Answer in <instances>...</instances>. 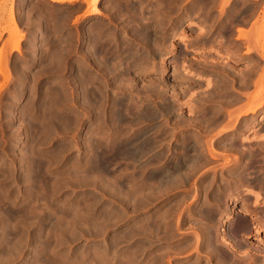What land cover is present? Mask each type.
Returning <instances> with one entry per match:
<instances>
[{"label": "rangeland", "instance_id": "rangeland-1", "mask_svg": "<svg viewBox=\"0 0 264 264\" xmlns=\"http://www.w3.org/2000/svg\"><path fill=\"white\" fill-rule=\"evenodd\" d=\"M219 1L98 0L93 12V7H88L85 0H77L71 4L50 0H0V264H92L93 261V264H134V260L131 261L135 256L137 226L133 199L131 200L134 189L130 193V199L126 198L125 193L130 188L126 190L123 185L127 179L132 180L135 165L130 160L124 161L116 157L117 159H112L114 167L110 162L109 168L113 169L103 173L104 171L96 168L98 161L95 162V153L99 155L97 153H100L102 147L103 150H109L121 144L120 140H130L142 133L144 138L153 141L164 137L159 141L163 142L165 139V144H160L159 141L157 144L163 146V155H166L169 153L168 149L171 151L174 145L186 141L185 137H189V134L197 132L202 137V145H199L202 154H198L200 159L203 157L202 165L196 170L193 179H190L191 182L183 186L185 189L180 187L181 189L172 192L173 198H185L186 204L197 201L198 206L199 203L200 206L203 205L205 198L211 206L216 203L214 207L219 211L217 218L212 222L198 224L199 240L203 238L204 241L209 235L221 232L235 247L236 252L241 253L235 258L238 263L234 261V264H264V255L260 256L263 260L256 255L264 254V248H257L258 244L264 242V231L255 234L256 228H262L264 223V129L256 130L264 122L250 128V125L256 123L258 116H264V107L255 115L249 114V109L256 108L262 101L261 98L264 101V0H254L251 3L252 18L244 16L241 21L238 20L242 16L239 12L238 18L234 20L232 10L234 6L242 7L246 0ZM247 7L246 3L242 9ZM197 9L205 14L197 15ZM139 30L143 31L139 33ZM135 34H139V38ZM247 36L249 39H246ZM154 39L158 42L155 43ZM131 45L137 46V51ZM151 47L155 48L154 52ZM248 49L252 50L251 53H248ZM145 51L147 52L144 53ZM129 56H132L135 67L126 72ZM141 58L146 62L139 63ZM107 62V67L104 68ZM113 64L116 66H112ZM111 68L114 76L109 72ZM106 70L109 76L105 73ZM185 70L202 74L206 81L194 80L184 73ZM131 87L139 94L134 89L131 90ZM117 89L121 91L118 92ZM235 91L243 93L242 96L233 98ZM100 92H103L102 95L105 93L103 96L105 98L106 95L107 98L104 99ZM129 92L133 95H129ZM92 93L95 99L91 96ZM135 93L138 99L135 98ZM95 94L100 96L96 98ZM145 98L148 102L143 101ZM120 100L125 103L122 104ZM117 101V105L120 104L118 107L115 104ZM128 101L134 103V107H131L132 103L127 105ZM135 107L140 109V114ZM110 108H114V112ZM165 109H169L170 113H166ZM154 111H157V115ZM240 111L244 113L240 114ZM146 112L151 115L147 114L144 118ZM115 115L126 116L129 124L125 122L126 118L120 123ZM96 118L100 120L97 121ZM135 119L137 124L134 123ZM124 122L125 127L120 125ZM114 123L119 125L114 126ZM128 125L134 129L131 130ZM157 125L158 128H155ZM137 130L140 133H136ZM93 138L94 143L89 142ZM208 144L213 148L211 153ZM94 146H97L96 151L92 150ZM165 155L161 161L165 160ZM236 178H240L239 182ZM112 180L115 186L110 187L111 184L114 185ZM115 180L122 183H116ZM104 186H107L106 190ZM248 189L260 193L257 200L255 195L244 192ZM120 190L122 193L125 191L124 194ZM195 190L196 197L193 196ZM120 197L130 200L132 205L127 207L128 202ZM124 201L126 203L122 205ZM243 211L247 217L241 215ZM229 212L231 216L226 215ZM219 217L220 220H217ZM240 221L250 224L249 233L254 234H250V239L261 240L252 241L249 245L247 238H230L225 231L226 224L229 223V227H232L239 225ZM251 223L255 225L254 229H251ZM161 235L157 236L159 241L157 238L154 241L156 255L161 250V253L180 250L178 248L182 246L172 245L175 239H171L170 235ZM161 238L165 240L161 241ZM223 249L222 251H227ZM164 254L168 255L166 252ZM188 254L184 253L179 258L185 262ZM193 256L194 254H189V258ZM102 259L106 262L103 263ZM171 261L170 264L179 263L173 259Z\"/></svg>", "mask_w": 264, "mask_h": 264}, {"label": "bare ground", "instance_id": "bare-ground-1", "mask_svg": "<svg viewBox=\"0 0 264 264\" xmlns=\"http://www.w3.org/2000/svg\"><path fill=\"white\" fill-rule=\"evenodd\" d=\"M50 1H52V2H56V3H66V4H68V3H74V2H76L77 0H50ZM86 1V5L88 4V7H93V12L95 11V8H94V6H95V3L98 1V0H85ZM130 1V0H129ZM141 1V0H140ZM197 1V0H196ZM216 2H218L219 0H215ZM227 1V0H226ZM224 2V3H226V4H228L227 2L228 1H230V0H228L227 2ZM84 2V1H83ZM126 2V1H125ZM199 2V1H198ZM205 2H206V0H205ZM216 2H215V4H216ZM220 2V1H219ZM196 3V2H195ZM212 3V2H211ZM224 3H223V5H224ZM248 3V2H247ZM138 4V2L136 3V5ZM140 4V3H139ZM202 5L204 4V3H201ZM208 4V3H207ZM221 4V3H220ZM219 4V5H220ZM198 5H200V4H197V6ZM201 5V6H202ZM205 5V4H204ZM209 5H210V3H209ZM218 5V4H217ZM222 5V6H223ZM260 5V4H259ZM262 5V4H261ZM138 6V5H137ZM136 6V7H137ZM140 7H141V5H139ZM196 6V8H198ZM192 8H193V6H191ZM203 7V6H202ZM208 7V6H207ZM207 7H206V9H207ZM211 7V6H210ZM225 7V6H224ZM236 7V6H235ZM243 7V6H242ZM255 7V6H254ZM253 7V8H254ZM257 7V6H256ZM260 7V6H259ZM258 7V8H259ZM135 8V7H134ZM195 9V7L193 8V10ZM199 9V8H198ZM197 9V10H198ZM236 9H237V7H236ZM239 9V8H238ZM123 10V9H122ZM138 10V9H137ZM139 10H140V8H139ZM192 10V11H193ZM196 10V9H195ZM254 10H255V8H254ZM135 11H136V9H135ZM141 11V10H140ZM203 11H204V9H203ZM238 11V10H237ZM247 12V11H246ZM194 13V12H193ZM249 13V12H248ZM198 15L200 14V13H197ZM203 14H205V13H203ZM247 14V13H246ZM251 14H252V12H251ZM250 14V15H251ZM141 15V14H140ZM236 15V14H235ZM243 15H244V13H243ZM194 16V15H193ZM220 16V15H219ZM195 17H196V12H195ZM247 17H250L249 16V14L247 15ZM134 19V18H133ZM219 19V18H218ZM249 20V19H248ZM143 23V22H142ZM139 24V23H138ZM244 24V23H243ZM191 25V24H190ZM230 28V27H229ZM228 28V29H229ZM142 29V28H141ZM146 29V28H145ZM148 29V28H147ZM146 29V30H147ZM138 30V29H137ZM145 30V31H146ZM143 31V30H142ZM141 30H139V33L140 32H142ZM132 32H134V31H132ZM138 32V31H137ZM240 32V31H239ZM134 33H136V32H134ZM147 33V32H146ZM146 33H144V34H146ZM241 34L242 33H244V31L242 32H240ZM240 34V35H241ZM124 35V34H123ZM139 34H135L134 36H138ZM216 35H218V34H216ZM240 35H238V37L240 36ZM141 36V35H140ZM143 36H145V35H143ZM150 36V35H149ZM11 37V36H10ZM14 37V36H13ZM12 37V38H13ZM237 37V38H238ZM12 38H10V40L12 39ZM137 38V37H136ZM138 38H139V36H138ZM14 39V38H13ZM106 39V38H105ZM135 39V38H134ZM134 39H132V40H134ZM143 39V38H142ZM150 39V38H149ZM152 39H153V37H152ZM217 39V38H216ZM246 39H249L248 38V36H247V38ZM141 40V39H140ZM148 40V39H147ZM156 39H154V41H155ZM136 42H137V40H135ZM134 41V42H135ZM139 41V40H138ZM141 41H143V40H141ZM144 41H146V39L144 40ZM151 41V40H150ZM154 41L152 40V42H153V44H154ZM149 42V41H148ZM147 42V43H148ZM158 42V41H157ZM156 41H155V43H157ZM246 42H248V40L246 41ZM245 42V43H246ZM250 42V41H249ZM110 43V42H109ZM138 43V42H137ZM137 43H135V44H137ZM140 43V42H139ZM146 43V42H145ZM146 43V44H147ZM150 43V42H149ZM148 43V44H149ZM134 44V45H135ZM146 44H145V46H146ZM243 44V43H242ZM250 44V43H249ZM142 45V44H141ZM152 45V44H151ZM151 45H148V47H150ZM248 45V44H247ZM132 47H133V45H131ZM139 47H140V45H138ZM145 46H144V48H145ZM153 46V45H152ZM154 46H155V44H154ZM137 47V46H136ZM135 46L133 47L134 49L136 48ZM142 47V46H141ZM96 48V47H95ZM152 48V47H151ZM106 49H107V47H106ZM127 49V48H126ZM138 49V48H137ZM155 49V48H154ZM153 48H152V51L154 50ZM136 50V49H135ZM140 50V49H139ZM143 50V49H142ZM249 50V52L248 53H251V51L252 50H250V49H248ZM137 51V50H136ZM255 51V50H254ZM121 52V51H120ZM140 52V51H139ZM138 52V53H139ZM147 51H145L144 53H146ZM154 52V51H153ZM152 52V53H153ZM256 52V51H255ZM104 53V52H103ZM150 53V52H149ZM106 54V53H105ZM127 54V53H126ZM125 54V55H126ZM132 54V53H131ZM134 54V53H133ZM154 54V53H153ZM129 55V54H128ZM145 55V54H144ZM248 55H250V54H248ZM120 56V55H119ZM118 56V57H119ZM122 56H123V54H122ZM134 56V55H133ZM137 56V55H136ZM150 56V55H149ZM148 56V57H149ZM155 56V55H154ZM3 57V56H2ZM97 57V56H96ZM114 58L116 57L115 55L113 56ZM121 57V56H120ZM135 57V56H134ZM138 57V56H137ZM142 57V56H141ZM144 57H147V55L146 56H144ZM109 58V57H108ZM111 58V57H110ZM140 58V57H139ZM143 58V57H142ZM142 58H141V61H138L139 63H142V61H145V60H142ZM150 58V57H149ZM152 58V57H151ZM118 59V58H117ZM121 59H122V57H121ZM143 59H145V58H143ZM147 59V58H146ZM5 60V59H4ZM107 60H109V59H107ZM114 60H116V59H112V61H114ZM124 60V63H125V59H123ZM135 60H136V58H135ZM138 60V59H137ZM136 60V61H137ZM106 61V60H105ZM116 61H118V60H116ZM103 62V61H102ZM111 61H109V63H110ZM119 62V61H118ZM146 62V61H145ZM148 62V61H147ZM144 63V62H143ZM151 63V62H150ZM150 63H148L149 65H152V64H150ZM103 64V63H102ZM108 64V62L105 64V67L104 68H106L107 65ZM111 64V63H110ZM146 64V63H145ZM147 64V65H148ZM122 65V64H121ZM125 65V64H124ZM112 66H116V65H112ZM136 66H138V65H136ZM146 66V65H145ZM111 67V66H110ZM132 67H135L134 66V60L132 59V56H129V59H128V63H126V67H125V69L127 70L126 72H128V71H130L131 69H132ZM147 67V66H146ZM149 67V66H148ZM109 68V67H108ZM107 68V69H108ZM113 68V67H112ZM112 68L111 69H109L110 71L109 72H111L110 74L111 75H113L112 74V72L113 71H111L112 70ZM116 68V67H115ZM1 69H2V67H1ZM114 69V68H113ZM118 70V69H117ZM107 71V70H106ZM121 71H122V68H121ZM6 72V71H5ZM97 72V71H96ZM108 72V71H107ZM107 72H105L106 74H108V76H109V72L107 73ZM115 72H116V69H115ZM114 72V73H115ZM137 72V71H136ZM1 73H3V71L1 72ZM123 73H124V71H123ZM186 75H188V76H190V77H193L194 78V80H197V81H206V79H205V77L202 75V74H199V73H196V72H194V71H192V70H185V72H184ZM6 74V73H5ZM121 74H122V72H121ZM125 74V73H124ZM130 74H131V72H130ZM246 74H247V72H246ZM249 74V73H248ZM250 74H251V72H250ZM249 74V75H250ZM119 75V74H118ZM123 75V74H122ZM121 75V76H122ZM126 75H127V73H126ZM245 75V74H244ZM243 75V76H244ZM114 76V75H113ZM125 76V75H124ZM254 76V75H253ZM83 77V76H82ZM105 77V76H104ZM245 77V76H244ZM250 77V76H249ZM248 77V78H249ZM79 78V77H78ZM128 78H129V76H128ZM224 78V77H223ZM247 78V79H248ZM81 79V78H80ZM124 79H126L125 77H124ZM123 79V80H124ZM130 79V78H129ZM250 79V78H249ZM106 80H107V77H106ZM128 80V79H127ZM207 80H209V79H207ZM218 80V79H217ZM221 80V79H220ZM243 80V79H242ZM84 81V80H83ZM113 81V80H112ZM120 81V80H119ZM124 81H126V80H124ZM131 81V80H130ZM129 80H128V83L130 82ZM253 81V80H252ZM118 82V81H117ZM209 82V81H208ZM124 83V82H123ZM131 83V82H130ZM222 83H224V82H222ZM226 83V82H225ZM80 84V83H79ZM102 84V83H101ZM100 84V85H101ZM105 84V83H104ZM118 84V83H117ZM125 84V83H124ZM253 84V83H252ZM251 84V85H252ZM108 85V84H107ZM126 85H130V84H127L126 83ZM244 85V84H243ZM249 85V84H248ZM103 87L104 86H106V85H102ZM114 86V85H113ZM115 86H116V84H115ZM114 86V87H115ZM120 86V85H119ZM247 86V85H246ZM100 87V86H99ZM130 86H128V89H130L129 88ZM242 87V86H241ZM244 87V86H243ZM106 88H107V86H106ZM116 88V87H115ZM114 88V89H115ZM225 88V87H224ZM102 89V88H101ZM132 89H134L133 87H131V90ZM248 89H250V88H248ZM103 90V89H102ZM105 90V89H104ZM103 90V91H104ZM112 90H113V88H112ZM118 90V89H117ZM126 90V89H125ZM124 90V91H125ZM243 90V89H242ZM100 91V90H99ZM119 91H121V90H118V92ZM133 91H135V89L133 90ZM245 91H247L248 92V90H245ZM123 92V91H122ZM126 93H127V90L125 91ZM124 92V93H125ZM132 92V91H131ZM135 92H138V91H135ZM154 92H155V90H154ZM154 92H152L153 93V95L155 94ZM158 92V91H157ZM97 93V92H96ZM102 93L103 92H100V94L102 95ZM116 93V92H115ZM151 93V94H152ZM159 93H160V91H159ZM88 94V93H87ZM87 94H86V96H87ZM90 94V93H89ZM100 94L98 95H96V98H97V96L99 97L100 96ZM105 94V93H104ZM103 94V95H104ZM107 94V93H106ZM109 94V93H108ZM112 94V93H111ZM114 94V93H113ZM118 94V93H117ZM129 95H133L132 93L130 94V92L128 93ZM138 94H139V92H138ZM243 94V93H242ZM264 94V93H263ZM263 94H262V96H263ZM94 94L92 93V95L91 96H93ZM102 95V96H103ZM126 95V94H125ZM157 95V94H156ZM238 95V94H237ZM246 95V94H245ZM90 96V97H91ZM101 96V97H102ZM119 96V95H118ZM137 95H136V93H135V98H137L138 99V97H136ZM155 96V95H154ZM247 96V95H246ZM110 97V96H109ZM123 97V96H122ZM121 97V98H122ZM127 97V96H126ZM125 97V98H126ZM134 97V96H133ZM132 97V98H133ZM160 97V96H159ZM161 97H162V95H161ZM89 98V97H88ZM93 98H94V96H93ZM103 98H104V96H103ZM107 97H106V95H105V98L104 99H106ZM113 98V97H112ZM112 98H111V101H112ZM128 98H129V96H128ZM134 98V99H135ZM141 98H143L142 96H141ZM157 98V97H156ZM95 99V98H94ZM115 99V98H114ZM116 99H117V96H116ZM124 99V98H123ZM164 99V98H163ZM163 99H161V100H163ZM100 100V99H99ZM102 100V99H101ZM125 100V99H124ZM123 100V101H124ZM127 100H129V99H127ZM132 99H130V101H131ZM165 100V99H164ZM163 100V101H164ZM168 100V99H167ZM259 100V99H258ZM261 102L258 104V106L256 107V108H253V109H249V114H251V115H255V114H257L258 113V111L260 110V109H262L263 107H264V101H263V99L261 98ZM97 101V100H96ZM126 101V100H125ZM135 100H133V102H134ZM141 101V104H143L142 103V100H140L139 99V102ZM143 101H146V102H148L147 100H146V98H145V100L143 99ZM153 101V100H152ZM160 101V100H159ZM115 102V101H114ZM119 102H121V100L119 101ZM118 101H117V103H115L116 105L119 103ZM129 102V101H128ZM138 102V101H137ZM169 102V101H168ZM168 102H166V104L168 103ZM232 102V101H231ZM101 103H102V101H101ZM106 103V102H105ZM110 103V102H109ZM122 104L123 103H125V102H121ZM132 103V102H131ZM131 103L129 102L127 105H131ZM135 103V102H134ZM134 103H132V106L131 107H134L133 106V104ZM145 103V102H144ZM149 103H150V101H149ZM162 103V102H161ZM86 104V103H85ZM148 104V103H147ZM164 104V103H163ZM166 104H164L165 105V107H166ZM88 105H89V103H88ZM88 105H86V106H88ZM106 105V104H105ZM108 105V104H107ZM120 105V104H119ZM119 105H117V107L119 106ZM126 105V104H125ZM129 105V106H130ZM135 105V104H134ZM139 105H140V103H139ZM143 105H145V104H143ZM142 105V106H143ZM256 105V104H255ZM96 106V105H95ZM111 106H112V104H111ZM113 106H114V104H113ZM137 106H138V104H137ZM150 106V105H149ZM162 106V105H161ZM167 106H168V104H167ZM170 107L172 106V105H169ZM101 107V106H100ZM105 107V106H104ZM122 107H124V106H122ZM127 107V106H126ZM124 108V109H127V108ZM131 107H129V109L132 111L133 110V108H131ZM146 107V106H145ZM152 107V106H151ZM157 107H159V106H157ZM164 107V108H165ZM154 108V107H153ZM153 108H151L152 110H154ZM161 108V107H160ZM163 108V109H164ZM167 108V107H166ZM243 108V107H242ZM89 109H91V108H89ZM101 109V108H100ZM111 109V108H110ZM121 109V108H120ZM135 109H138V108H136L135 107ZM151 109H149V110H151ZM172 109H173V106H172ZM222 109V108H221ZM221 109L219 110V111H221ZM239 109V108H238ZM87 110V109H86ZM112 110V109H111ZM113 110H114V108H113ZM112 110V111H113ZM139 110V114H140V109H138ZM142 110V109H141ZM146 110V109H145ZM144 110V111H145ZM151 110V113L153 112ZM160 109H157V111H159ZM169 109H165V112L167 113V112H169L168 111ZM175 110V109H174ZM216 110H218V109H216ZM108 111H109V107H108ZM112 111H110L109 113L111 114L112 113ZM124 110H122V112H123ZM130 111V112H131ZM134 111V110H133ZM157 111H154L156 114L155 115H157ZM161 111V110H160ZM171 111V110H170ZM173 111V110H172ZM91 112V111H90ZM104 112V111H103ZM114 112V111H113ZM117 112V111H116ZM150 112V111H149ZM174 112V111H173ZM173 112H171V113H173ZM216 112V111H215ZM243 111H240L239 113L241 114ZM87 113V112H86ZM105 113V112H104ZM108 113V115L110 116V114ZM121 112H118V114H120ZM124 113L125 112H123V115H124ZM134 113V112H133ZM132 113V114H133ZM151 113L149 114V113H147L146 112V116H144V113H143V116H144V118L145 117H147L148 115L147 114H149V115H151ZM162 113V112H161ZM161 113H160V116H161ZM164 113V112H163ZM170 113V112H169ZM213 113V112H212ZM223 113V112H222ZM244 113V112H243ZM94 114H96V113H94ZM99 115H101L100 113H98ZM158 114H159V112H158ZM231 114V113H230ZM103 115V114H102ZM105 115V114H104ZM107 115V114H106ZM121 115V114H120ZM120 115H115L116 117V119L117 120H120V123H122L121 122V120H124L125 121V118H126V116H124L123 117V115L122 116H120ZM136 115H137V113H136ZM163 115V114H162ZM168 115V114H167ZM231 115H233V114H231ZM235 115V114H234ZM247 115V114H246ZM91 116H92V114H91ZM142 116V117H143ZM166 116V115H165ZM244 116V115H243ZM99 117V116H98ZM97 117V118H98ZM101 117H104V116H101ZM101 117H100V119H101ZM113 117V116H112ZM128 117V116H127ZM139 117V116H138ZM155 118H157V116H154ZM167 117V116H166ZM199 117H201V116H199ZM217 117V116H216ZM258 117H260V116H258ZM258 117L255 119L256 120V123L255 124H253V125H250V128H253V127H255L256 125H258V123H260V122H264V116H261L259 119H258ZM82 118V117H81ZM96 118V119H97ZM143 118V119H144ZM151 118V117H150ZM149 117H148V119H150ZM153 118V117H152ZM203 118V117H202ZM79 119H80V117H79ZM100 119H97V121L98 120H100ZM104 119V118H103ZM112 119V118H111ZM137 119H139V118H137ZM158 119V118H157ZM211 119V118H210ZM254 119V118H253ZM77 120V119H76ZM106 120V119H105ZM108 120H110V119H108ZM129 120V119H128ZM132 120V119H131ZM147 120V119H146ZM155 120V119H154ZM136 119L134 120V123H136ZM140 121V120H139ZM138 121V122H139ZM149 121V120H148ZM147 121V122H148ZM181 121V120H180ZM201 121V120H200ZM216 121V120H215ZM100 122V121H99ZM98 122V123H99ZM126 123L128 122L127 121V118H126V121H125ZM125 122L123 123V124H120L121 126H123V127H125L126 125H125ZM144 122H146V121H144ZM154 122V121H153ZM156 122V121H155ZM176 122V121H175ZM187 122H188V120H187ZM194 122V121H193ZM199 122V121H198ZM202 122V121H201ZM208 122V121H207ZM218 122V121H217ZM133 123V124H134ZM182 123V122H181ZM192 123V122H191ZM100 124V123H99ZM117 124V123H116ZM115 123H114V126L116 125ZM127 124H129V122L127 123ZM137 124V123H136ZM176 124V123H175ZM178 124V123H177ZM184 124V123H183ZM193 124V123H192ZM198 124V123H197ZM219 124V123H218ZM217 124V125H218ZM235 124H236V121H235V123H234V126L233 127H235ZM243 124V123H242ZM245 124V123H244ZM111 125V124H110ZM119 125V123L116 125V126H118ZM179 125V127H180V124H178ZM193 125H195V124H193ZM200 125V124H199ZM96 126H98V125H96ZM100 126V125H99ZM102 126V125H101ZM107 126H109V125H107ZM113 126V125H112ZM114 126H113V128H114ZM148 126V125H147ZM146 126V127H147ZM153 126V125H152ZM156 126V125H155ZM187 126H188V124H187ZM187 126H186V128H187ZM205 126V125H204ZM209 126V125H208ZM79 127V126H78ZM128 127H129V125H128ZM135 127V129L137 128V126L135 125L134 126ZM141 127V126H140ZM149 127V126H148ZM175 127V126H174ZM185 127V126H184ZM210 127V126H209ZM249 127V126H248ZM99 128V127H98ZM104 128H105V126H104ZM118 128V127H117ZM119 128H120V126H119ZM127 128V127H126ZM125 128V129H126ZM130 128V127H129ZM131 128H133L132 126H131ZM130 128V129H131ZM150 128V127H149ZM155 128H158V125H157V127H155ZM159 128H161V127H159ZM181 128V127H180ZM191 128V127H190ZM203 128V127H202ZM208 128V127H207ZM211 128V127H210ZM212 128H214V127H212ZM96 129V130H95ZM94 130L96 131V134H98L97 133V128H95ZM107 129V128H106ZM121 129H122V127H121ZM125 129H124V131H125ZM129 129V132L132 130H130ZM134 129V128H133ZM142 129V128H141ZM140 129V130H141ZM143 129H145V128H143ZM142 129V130H143ZM148 129V128H147ZM165 129V128H164ZM172 129H173V127H172ZM182 129V128H181ZM199 129V128H198ZM204 129V128H203ZM209 129V128H208ZM236 129V128H235ZM101 130V129H100ZM112 129H110V131H111ZM116 129L114 128V130L113 131H115ZM118 130V129H117ZM128 130V129H127ZM139 130V131H140ZM142 130L140 131V132H142ZM146 130V129H145ZM151 130H152V127H151ZM158 130H160V129H158ZM176 130H178V128H177V126H176ZM194 130H196V129H194ZM200 130V129H199ZM198 130V131H199ZM205 130V129H204ZM210 130V129H209ZM93 131V130H92ZM91 131V132H92ZM102 131V130H101ZM101 131H100V133H101ZM103 131H106V130H103ZM112 131V132H113ZM118 131H121V130H118ZM134 131V130H133ZM138 130H137V132L136 133H138L139 132ZM154 131V130H153ZM157 131V130H156ZM172 131V130H171ZM170 131V132H171ZM192 131V130H191ZM190 131V132H191ZM197 131V130H196ZM196 131H194V132H196ZM139 132V133H140ZM158 132V131H157ZM166 132H168V131H166ZM193 132V131H192ZM95 133V132H94ZM102 133H104V132H102ZM109 133V132H108ZM114 133V132H113ZM121 133V132H120ZM127 133V132H126ZM126 133H125V135H126ZM148 133V132H147ZM150 133H151V131H150ZM164 133V132H163ZM172 133V135H173V132H171ZM175 133V132H174ZM198 133V132H197ZM197 133H192L191 135L189 134V137H185V140L186 141H184V142H182V143H178L177 145H174L175 147H174V149H171V151H170V149H168L169 150V153L167 152V151H165V152H167V156L165 155V153H164V155L166 156V158H165V160L164 161H161L162 160V158H163V152H164V150L162 149V147H161V145H158L157 144V142L159 141V140H161V139H163L164 137H161V136H159V137H161V139H159L158 141H156V140H149V139H146V138H144V136L142 135V133L141 134H137L136 135V137H134L133 139H130V140H125V139H123V140H120V142L119 143H121V144H118V145H116L115 147H112V148H110L109 150H106V148H105V150H103V148L104 147H102V149H100V153H97V154H99V155H96V153H95V156L94 157H96V160H95V158H94V160H95V162L96 161H98V163L96 162V164H97V166L98 167H96V168H98L99 169V171H104L103 173H106L105 171H107L108 172V170L109 169H111L112 167H114V165H113V161H112V159L114 158V160H115V158L117 157L118 159H124V161H127V160H130V163L132 162L134 165H135V172L134 171H132V172H134V174H133V176H132V178H131V176L129 175L130 173H128V175L130 176V178L132 179V180H128L127 179V182H126V180H125V178H122V179H124L125 180V182L126 183H124V187H126V190L128 189V188H130V190L128 191V193H125V197L127 198H129L130 199V193H131V191H132V189H134V193H131V196L133 197H131V200L133 199V209H134V215H135V219H136V221H135V224H137V226L135 227L136 228V231H135V234H136V237H135V241H136V244L134 245V249H135V256H134V259H130L131 261H133L134 262V264H165V263H167V264H170V262L169 261H171V259H173L175 262H179V263H177V264H232L234 261H237V259L235 260V258H236V256H238V255H240V254H238V252H236V249H235V247L232 245V244H230L225 238H224V236L222 235V233L221 232H218V233H216L215 235H209L208 237H204L205 238V240L203 241V238H202V240L200 239L199 240V235H198V232H197V227H198V224L200 223V222H212L215 218H217L216 217V215L217 214H219L218 212V209L216 208V207H214L215 206V204H214V206H211L208 202L209 201H207L206 199L207 198H205V199H203L204 200V203H203V205L201 204V206H200V203H199V206H198V204H197V201H196V203H193V204H186V200H185V198H181V199H176V198H173V195H172V192L174 191L175 192V190L176 189H178V188H180V187H182V188H184L183 186H187L188 184L187 183H189V181H190V179L194 176V174H195V172H196V170L198 169V167L199 166H201L202 164V161H201V159L203 158L202 156H201V159H200V157H199V155H200V153L202 154V152H200L199 151V145L202 143V142H200V138H202V137H199L198 136V134ZM91 134V133H90ZM93 134V133H92ZM107 134V133H106ZM117 134V133H116ZM124 134V133H123ZM132 134H134V133H132ZM143 134H144V131H143ZM152 134H154V133H152ZM156 134H158V133H156ZM169 135H170V133H168ZM200 134V133H199ZM95 135V134H94ZM102 135V134H101ZM100 135V136H101ZM104 135V137H105V133L103 134ZM102 135V136H103ZM109 135V134H108ZM112 135V134H111ZM125 135H124V137H125ZM135 135V134H134ZM166 135H167V133H166ZM171 135V136H172ZM187 135V134H186ZM201 135V134H200ZM107 136V135H106ZM110 136V135H109ZM113 136H116V135H113ZM119 136V135H118ZM117 136V137H118ZM122 136V135H121ZM127 136V135H126ZM146 136V135H145ZM148 136V135H147ZM150 136V135H149ZM163 136H164V134H163ZM183 136V135H182ZM91 137H92V135H91ZM94 138H95V136H93ZM97 137V136H96ZM120 137V136H119ZM133 137V136H132ZM131 137V138H132ZM168 137V136H167ZM180 137V136H179ZM94 138H93V140L91 141V139L89 140V142H92V143H94ZM101 138V137H100ZM100 138H97V139H100ZM103 138V137H102ZM106 139H107V137H105ZM114 138V137H113ZM116 138V137H115ZM123 137H121V139H122ZM129 138V137H128ZM148 138V137H147ZM152 138H156V137H152ZM172 138V137H171ZM176 138H178L177 136H176ZM187 138V139H186ZM97 139L95 140V141H97ZM105 139V140H106ZM111 139V138H110ZM170 139V138H169ZM182 139V138H181ZM180 139V140H181ZM44 140V139H43ZM103 140V139H102ZM104 140V141H105ZM118 140V139H117ZM116 140V141H117ZM165 140V139H164ZM163 140V142H161V141H159L160 142V144L161 143H163V144H165L164 141ZM174 140H176L175 138H174ZM179 140V141H180ZM202 140V139H201ZM100 141H101V139H100ZM103 141V142H104ZM112 141H114L113 139H112ZM112 141H111V143H112ZM115 141V142H116ZM171 141V140H170ZM99 142V141H98ZM107 142V141H106ZM109 142V141H108ZM117 142V143H118ZM177 142V141H176ZM240 142V141H239ZM92 143H88V144H92ZM114 143V142H113ZM112 143V144H113ZM169 143V142H168ZM174 143V142H173ZM207 143V142H206ZM95 144H97V143H95ZM105 144V143H104ZM108 144V143H107ZM116 144V143H115ZM92 145H94V144H92ZM101 145V144H100ZM103 145V144H102ZM202 145V144H201ZM209 145V144H208ZM97 146L99 147V144H97ZM97 146H94V149L95 148H97ZM109 146V145H108ZM107 146V147H108ZM166 146V145H165ZM172 146V145H171ZM105 147H106V145H105ZM111 147V146H110ZM169 147V146H168ZM167 147V148H168ZM209 147V150H210V153L212 152V146L211 145H209L208 146ZM90 148H93V147H90ZM99 148H101V147H99ZM173 148V147H172ZM94 149H92L93 151H96V149L94 150ZM165 149V148H164ZM201 149H203L202 148V146H201ZM238 149V148H237ZM236 149V150H237ZM90 150V149H89ZM166 150V149H165ZM214 150H215V148H214ZM217 150V149H216ZM233 150V149H232ZM231 150V151H232ZM207 151V150H206ZM241 151V150H240ZM97 152H99L98 150H97ZM240 153V152H239ZM88 154H90L89 152H88ZM199 154V155H198ZM204 154V153H203ZM99 156V157H98ZM210 156V155H209ZM213 156V155H212ZM216 156V155H215ZM218 156V155H217ZM92 157V156H91ZM97 157L99 158L98 160H97ZM194 157V158H193ZM116 158V159H117ZM218 158V157H217ZM226 158V157H225ZM31 160V159H30ZM92 161H93V159H92ZM91 161V162H92ZM118 161V160H117ZM123 161V160H122ZM110 162H112V167L111 168H109V166H111V164H110ZM115 162V161H114ZM129 162V161H128ZM204 162V161H203ZM125 163V162H124ZM206 163V162H205ZM233 163V162H232ZM92 164V163H91ZM94 164V163H93ZM245 164V163H244ZM248 164V163H247ZM130 165V164H129ZM132 165V164H131ZM37 167V166H36ZM94 167H95V164H94ZM122 167V166H121ZM204 166H202V168H203ZM238 167V166H237ZM134 168V167H133ZM41 169V168H40ZM97 169V170H98ZM113 169V168H112ZM132 169V168H131ZM200 169V168H199ZM222 169V168H221ZM126 170V169H125ZM98 171V172H99ZM112 171V170H111ZM208 171V170H207ZM212 171V170H211ZM263 171V170H262ZM128 172V171H127ZM94 173V172H93ZM242 173V172H241ZM84 174V173H83ZM111 174V173H110ZM121 174V173H120ZM203 174V173H202ZM243 174V173H242ZM97 175H98V173H97ZM101 175H102V173H101ZM100 175V176H101ZM196 175V174H195ZM81 176V175H80ZM126 176V175H125ZM84 177V176H83ZM94 177V176H93ZM127 177V176H126ZM229 177H231V176H229ZM238 177H239V175H238ZM82 178V177H81ZM91 178V177H90ZM118 178V177H117ZM129 178V179H130ZM228 178V177H227ZM241 178V177H240ZM239 178V179H240ZM92 179V178H91ZM95 180H96V178H94ZM116 179V178H115ZM120 179V178H119ZM193 179V178H192ZM237 179V178H236ZM239 179H237L236 181L237 182H239ZM243 179H245V178H243ZM251 179V178H250ZM100 180V179H99ZM114 180V179H113ZM113 180H112V182H113ZM90 181V180H89ZM108 181V180H107ZM115 181H117V180H115ZM119 181V180H118ZM116 182V183H119V182ZM123 181V180H122ZM193 181V180H192ZM62 182V181H61ZM191 182V181H190ZM240 182H241V180H240ZM103 182H101V184H102ZM107 183V182H106ZM114 183V182H113ZM120 183H122V182H120ZM119 183V184H120ZM119 184H117V186L119 185ZM130 184H132V185H130ZM187 184V185H186ZM103 185V184H102ZM107 185V184H106ZM210 185V184H209ZM94 186V185H93ZM108 186V185H107ZM106 186V187H107ZM111 186H115V183H114V185L113 184H111L110 185V187ZM226 186V185H225ZM84 187V186H83ZM95 187V186H94ZM105 187V186H104ZM106 187H105V190H106ZM109 187V186H108ZM202 187H204V186H202ZM237 187V186H236ZM251 187V186H250ZM263 187V186H262ZM33 188V187H32ZM115 188V187H114ZM116 188H118V187H116ZM122 188V187H121ZM120 188V189H121ZM197 188V187H196ZM210 188V187H209ZM208 188V189H209ZM101 189V188H100ZM111 190H112V188H110ZM181 189V188H180ZM185 189V188H184ZM199 189V188H198ZM103 190V189H102ZM109 190V189H108ZM115 190V189H114ZM117 190H119V189H117ZM122 190H124V189H122ZM203 190V189H202ZM206 190V189H205ZM204 191V190H203ZM208 191V190H207ZM238 191V190H237ZM246 191V193H248V194H253V195H255L256 196V200L258 199V197H259V194H257V193H254L251 189H248V190H244V192ZM109 192H111V191H109ZM113 192V191H112ZM111 192V193H112ZM114 192H116V191H114ZM113 192V193H114ZM120 193H122V191L120 190L119 191ZM124 192L125 191H123V193L122 194H124ZM127 192V191H126ZM187 192V191H186ZM196 190H195V192H194V197H196ZM256 192V191H255ZM260 192V191H259ZM102 193V192H101ZM117 193H118V191H117ZM190 193V192H189ZM246 193H244V194H246ZM107 194V193H106ZM116 194V193H115ZM114 194V195H115ZM122 194H121V196H122ZM176 194H178V193H176ZM184 194V193H183ZM182 194V195H183ZM202 194H204V193H202ZM222 194V193H221ZM224 194V193H223ZM85 195V194H84ZM117 196L119 195L120 196V194H116ZM115 195V196H116ZM181 195V194H180ZM198 195V194H197ZM109 196V195H108ZM114 196V197H115ZM184 196V195H183ZM182 196V197H183ZM188 196V195H187ZM206 196V195H205ZM217 196V195H216ZM190 197V196H189ZM218 197H219V195H218ZM217 197V198H218ZM224 197V196H223ZM101 198V197H100ZM107 198V197H106ZM111 198H112V195H111ZM120 198H123L124 199V197H120ZM102 199V198H101ZM220 199V198H219ZM219 199H217V200H219ZM119 200H121V199H119ZM124 200H126L127 201V199H124ZM205 200L207 201V203H205ZM255 200V201H256ZM95 201V200H94ZM123 201V200H122ZM130 201V200H129ZM129 201H127L128 203L126 204L127 205V207H128V205L129 204H131L132 202H129ZM194 201V200H193ZM118 202V201H117ZM195 202V201H194ZM203 202V201H202ZM201 202V203H202ZM211 202V201H210ZM216 202V201H215ZM221 202V201H220ZM225 202V201H224ZM111 203V202H110ZM116 203V202H115ZM123 203V202H122ZM126 202L124 201V203L122 204V205H124ZM119 204H121V202L119 201ZM212 204H213V202H212ZM20 205V204H19ZM125 205V206H126ZM132 205V204H131ZM12 206V205H11ZM109 206V205H108ZM123 207V206H122ZM127 207H125V208H127ZM131 207V206H130ZM220 207V206H219ZM225 207V206H224ZM124 208V207H123ZM132 208V207H131ZM216 208V209H215ZM220 209V208H219ZM51 210V209H50ZM226 210H227V208H226ZM11 211V210H10ZM123 211V210H122ZM131 212H133V210L131 211ZM12 213V212H11ZM69 213V212H68ZM61 214V213H60ZM72 214H74V213H72ZM126 214V213H125ZM129 214V213H128ZM133 214V213H132ZM70 215V214H69ZM121 215H123V214H121ZM120 215V216H121ZM227 216H231V212H229V213H227L226 214ZM241 215L242 216H246L247 217V215L245 214V212L243 211L242 213H241ZM241 216V217H242ZM112 217V216H111ZM226 217V216H225ZM118 218V217H117ZM125 218V217H124ZM51 219V218H50ZM101 219V218H100ZM14 220V219H13ZM217 220H220V217L217 219ZM234 221V220H233ZM19 222V221H18ZM220 222V221H219ZM241 223H239V227H241V228H246V223L244 222V221H240ZM32 223V222H31ZM55 223V222H54ZM100 223V222H99ZM205 223V224H206ZM214 223V222H213ZM33 224V223H32ZM47 224V223H46ZM68 224V223H67ZM214 224H217V223H214ZM220 224V223H219ZM66 225V224H65ZM102 225V224H101ZM42 226V225H41ZM187 226V227H186ZM201 226V225H200ZM208 226V225H207ZM184 227H186V228H184ZM215 227H216V225H215ZM9 228V227H8ZM42 228V227H41ZM53 228V227H52ZM61 228V227H60ZM200 228V227H199ZM228 228V227H227ZM94 229H95V227H94ZM213 230V229H212ZM228 230H230V229H228ZM56 231V230H55ZM71 231V230H70ZM93 231V230H92ZM132 231V230H131ZM183 231V232H182ZM199 231V230H198ZM204 231V230H203ZM215 231V230H214ZM264 231V223H263V225H262V228H256V231H255V234H260L261 232H263ZM73 232V231H72ZM133 232V231H132ZM200 232V231H199ZM82 233V232H81ZM93 233V232H92ZM104 233V232H103ZM131 233V232H130ZM3 234V233H2ZM84 234V233H83ZM86 234V233H85ZM94 234V233H93ZM134 234V233H133ZM160 234H162L161 236H163L164 237V235L166 234V235H170L171 236V239H175L174 241H173V243H172V245H177V246H179V247H181V248H178V249H180V250H177V252H171L170 253V251L169 252H167V251H165L166 253H168V255L167 254H164V253H161V251H163V250H161L160 252H159V254H155V253H157V252H155L154 250H155V245L154 244H156V243H154V241L155 240H157L158 239V235H160ZM164 234V235H163ZM227 234V233H226ZM225 234V235H226ZM245 234V233H244ZM11 235V234H10ZM129 235V234H128ZM207 235V234H206ZM51 236V235H50ZM132 236V235H131ZM158 236V237H157ZM160 236V237H161ZM49 237V236H48ZM92 237V236H91ZM126 237V236H125ZM235 237V236H234ZM78 238V237H77ZM133 238V237H132ZM155 238H157V239H155ZM227 238V237H226ZM36 239V238H35ZM89 239V238H88ZM160 239V238H159ZM159 239L157 240V241H159ZM162 239H164L165 240V238H161V241H162ZM167 239H169V236L167 237ZM166 239V240H167ZM191 239H192V241H191ZM233 240H234V238H232ZM21 240V239H20ZM230 240V239H229ZM237 240V239H236ZM156 241V242H157ZM172 241V240H171ZM239 241V240H238ZM237 241V242H238ZM242 241V240H241ZM244 241V240H243ZM166 242H168V241H166ZM160 243H162V242H160ZM243 243V242H242ZM113 244V243H112ZM115 244V243H114ZM113 244V245H114ZM158 244V243H157ZM163 244V243H162ZM245 244V243H244ZM39 245V244H38ZM241 245V244H240ZM263 245H264V242H262V243H260V244H258L257 245V248H264L263 247ZM43 246V245H42ZM107 246V245H106ZM161 246V245H160ZM166 246V245H165ZM242 246V245H241ZM244 246V245H243ZM17 247V246H16ZM111 247V246H110ZM113 247V246H112ZM163 247V246H162ZM162 247H160V249L162 248ZM44 248V247H43ZM46 248V247H45ZM158 248V247H157ZM156 248V249H157ZM164 248V247H163ZM223 250H227V251H222V249ZM254 248V247H253ZM36 249H38V248H36ZM110 249V248H109ZM159 249V250H160ZM175 249V248H174ZM243 249V248H242ZM39 250V249H38ZM46 250H47V248H46ZM115 250V249H114ZM117 250V249H116ZM159 250H157V251H159ZM257 250V249H256ZM264 250V249H263ZM45 251V250H44ZM111 251V250H110ZM173 251V250H172ZM252 251V250H251ZM250 251V252H251ZM102 252V251H101ZM104 252V251H103ZM108 252V251H107ZM189 253V254H194V256L193 257H191V258H189V254L188 255H186L185 257H187L188 256V258H186L187 260L184 262L183 261V259L181 258H179V256L180 255H182V254H184V253ZM255 252V251H254ZM258 252V251H257ZM100 253V252H99ZM109 253V252H108ZM107 253V254H108ZM111 253V252H110ZM133 253V252H132ZM170 253V254H169ZM246 253V252H245ZM39 254V253H38ZM101 254V253H100ZM104 254V253H103ZM107 254L105 255V256H107ZM128 254V253H127ZM113 255V254H112ZM115 255V254H114ZM113 255V256H114ZM131 255V254H130ZM129 255V256H130ZM133 255V254H132ZM103 256V255H102ZM110 256V255H109ZM243 256V255H242ZM39 257V256H38ZM62 257V256H61ZM94 257V256H93ZM127 257V256H126ZM181 257V256H180ZM258 257V256H257ZM95 258V257H94ZM102 258V257H101ZM108 258H110V257H108ZM113 258V257H112ZM167 258H169L168 260H167ZM250 258V257H249ZM100 259V258H99ZM122 259V258H121ZM95 260V259H94ZM106 260H107V258H106ZM111 260V259H110ZM128 260V259H127ZM238 260H239V258H238ZM249 260V259H248ZM52 261V260H51ZM63 261V260H62ZM93 261V260H92ZM97 261V260H96ZM99 261V260H98ZM106 262L104 259H102V262ZM130 261V262H131ZM45 262V261H44ZM87 262V261H86ZM90 262H91V260H90ZM94 262V261H93ZM93 262H92V264H93ZM103 262V263H104ZM108 262V261H107ZM172 262V261H171ZM248 262V261H247ZM48 263V262H47ZM114 263V262H113ZM124 263V262H123ZM237 263H238V261H237ZM91 264V263H90ZM96 264V263H95ZM97 264H98V262H97ZM108 264V263H107ZM126 264H129V262L127 263L126 262ZM131 264H133L132 262H131ZM172 264V263H171ZM234 264V263H233ZM248 264V263H247Z\"/></svg>", "mask_w": 264, "mask_h": 264}, {"label": "flooded vegetation", "instance_id": "flooded-vegetation-1", "mask_svg": "<svg viewBox=\"0 0 264 264\" xmlns=\"http://www.w3.org/2000/svg\"><path fill=\"white\" fill-rule=\"evenodd\" d=\"M254 0H246V1H244V5L247 3V5H248V7H247V9H242V7H238V6H236L237 7V9H236V7L234 6L233 7V10H232V17L234 18V20L235 19H237L238 18V16H239V14H241L242 16L241 17H239V21H241L242 20V18L244 17V16H246L247 17V15L249 14V18H252V14H253V9H252V7H251V3L253 2ZM229 2H231V0L229 1ZM232 5V4H231ZM230 5V6H231ZM243 5V6H244ZM239 8V9H238ZM238 10V11H237ZM247 11V12H246ZM239 12V14H237ZM249 12V13H248ZM251 12H252V14H251ZM197 13H200L199 15L201 16L202 15V11L201 10H198V12ZM243 13H244V15H243ZM247 13V14H246ZM236 14V15H235ZM251 14V15H250ZM198 15V14H197ZM245 22L247 21V19L246 20H244ZM238 30H240V29H238ZM239 93H241V92H239V91H235V94H232L233 95V98H236V97H238V95L239 96H242V93H241V95L239 94ZM238 94V95H237ZM259 124V123H258ZM261 129H264V124H262V125H259L257 128H256V130H261ZM240 225H238V224H235L234 226H232V227H229V223H227L226 224V229H225V231H226V233H228V235L230 236V238H234V239H237V238H240V237H244V239H246L247 238V242H248V244L250 245L251 244V242L253 241H256V240H254V239H250V236L251 235H253L254 236V234H251V233H249L250 231V224H247V227L245 228L246 230L244 231V228H241V227H239ZM254 224H252L251 223V229H254ZM228 227V228H227ZM228 229H230V230H228ZM244 233H246V234H248L249 233V235H245ZM251 234V235H250ZM235 236V237H234ZM260 240H261V238H259ZM257 240L256 242H258V241H260V240ZM252 245H255V244H253L252 243ZM256 255H258L259 256V258H262V257H260V256H262V255H264L263 253L261 254V255H259V254H256ZM262 260H263V258H262Z\"/></svg>", "mask_w": 264, "mask_h": 264}]
</instances>
